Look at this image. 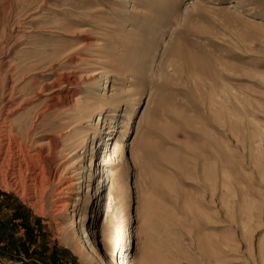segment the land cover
Instances as JSON below:
<instances>
[{"label": "rangeland", "instance_id": "obj_1", "mask_svg": "<svg viewBox=\"0 0 264 264\" xmlns=\"http://www.w3.org/2000/svg\"><path fill=\"white\" fill-rule=\"evenodd\" d=\"M0 67V131L1 118H26L36 139L54 96L64 106L55 126L68 125L44 151V194L25 177L20 185L0 177V264H103L98 254L108 264L131 256L136 264H264V145L255 146L264 134V0H0ZM14 67L27 69L21 76ZM77 101L102 106L79 122ZM78 129L85 149L72 156ZM69 181L71 191L58 193ZM62 200L68 208L58 209ZM90 246L96 254L86 257Z\"/></svg>", "mask_w": 264, "mask_h": 264}, {"label": "bare ground", "instance_id": "obj_2", "mask_svg": "<svg viewBox=\"0 0 264 264\" xmlns=\"http://www.w3.org/2000/svg\"><path fill=\"white\" fill-rule=\"evenodd\" d=\"M29 4H28V6H29ZM26 69L27 68H24V67H14V68H9L8 70L9 71L15 70L16 74L22 76V75H24V71H26ZM5 82H6L5 79L1 80V93H0V105H1L0 112L1 113L4 111V108H5V100H6V97H5L6 83ZM54 85H56V84H53L52 86L54 87ZM34 88H35L34 86L30 85L26 88H23L22 91L28 95L30 93H35ZM48 88H49L48 85L40 86L41 91L47 90ZM15 91H16V88L12 87V90L10 92L11 95H10L9 99H7V101L9 103L13 104L15 102V100H16V98H14ZM210 92H211V90H210ZM222 92L223 91H221V93ZM226 94L227 93L225 92V95ZM214 95H216V94H214ZM223 99H224V97H223ZM234 100L238 101V97L235 96ZM48 101H49L48 110H50V111H49V113L41 115L42 116V123L39 124L38 128H41L43 133L40 136H38L36 139L32 138V133L36 129L35 128L36 127L35 122H33L32 120L26 119V118H22L20 120H14L10 125H7L8 124V120H7L8 118L7 117L1 118L3 126L1 127V131H0V177L1 178L9 177L12 184L14 183L15 185H18L19 183H21L22 178L25 177V178H27L29 183H31V186L33 187L34 191L39 190V191H42L43 194L47 191V187L45 186V181L48 180V177L51 174L49 172L50 169H48V164L46 161V158L49 154L47 156L44 155V151L46 150L47 152H49L51 154L53 152L52 149H53L55 143H57V141H60L67 136L66 133H64L63 131L68 127V125H63L60 123H59V125L55 126V120H54L55 112H57L60 108L64 107L63 103H62V98L59 96H54V97L49 98ZM76 103L77 104H76L75 108L79 112V115L77 116L76 121H79V122H81L83 120H90L94 111L100 110L101 106H102L101 104H95L94 105L92 103L91 104L87 103L86 105H83L80 101H77ZM224 103H226V101ZM227 105H228V103H227ZM236 105H237V103H236ZM223 106H225V105H223ZM208 107H209V105H208ZM15 111H11L9 115H13ZM229 111H232V110H229ZM98 117H99L98 121L103 120V118H101V115H99ZM97 125H99V123H97ZM238 129H239V127H238ZM236 130H237V128H236ZM75 135H76L75 137L77 138L76 141L74 140L75 141L74 143L71 142L72 145H70V146L68 145L69 151L72 153V156H76L78 154V149H80V148H81V150L85 149L84 144H85L86 136H87L84 131H81V129H78L77 134H75ZM107 136H109V135H106L105 139ZM256 136H257V139H256V141L254 140L256 149L261 150L263 145H264V134L261 133L260 135H256ZM44 139H48L45 145L39 146V147L35 148V150L30 152L31 151L30 146L33 145L36 142V140H44ZM109 140H110V138L107 137V141H109ZM102 144H103V142H101V145ZM119 150H120L119 144L116 143L114 145V148H113L114 155H116L119 152ZM91 151L93 152L94 149H92ZM84 153H86V151H84ZM255 155H257V154H255ZM70 156H71V154H70ZM256 162H257V160H256ZM93 164H94V156L92 155L91 159H90V164L87 168H92ZM203 168H205V167H203ZM105 172L107 173L106 179H112V177L114 176V172L111 170V168L107 167L105 169ZM209 174H211V173H209ZM73 177H74V175H69V178H73ZM88 177L91 178L92 173L89 174ZM203 178H204V180H206L205 177H202V179ZM217 185H216V183H214L215 188H212V189H215V191H216ZM74 186H75V183L73 181H69L65 186H63V188L61 190H58V193H68L71 191V189ZM219 191H221V190H219ZM110 194H111V192H110ZM110 194L101 206V207H103L101 213H104V219L105 220L102 223L101 236L100 237L106 246V248L104 250L105 253H110V251H111L110 247L113 244L112 240H110V236L108 233V227L106 224L108 214L110 213L111 208H112V199L110 197ZM216 194H217V192L215 193V195ZM66 199L69 200L70 198H66ZM71 202H75V201H71ZM68 205H69L68 201L62 200L58 204V207H59L58 209H66V208H68ZM262 205H263V203H262ZM262 209L263 208H261V210H259L260 212L258 214L261 221L264 218V211ZM85 210H86V207H84L82 209L79 222L83 221V219L85 218V215H86ZM74 217L75 216L72 215L73 220H74ZM259 218H258V220H259ZM75 234H76L75 238L77 240H81V242H83V240L88 239V237H89V235H86L87 230L84 228H81L79 231H76ZM135 234H137V233L135 232ZM201 246H203V248H204L205 247L204 243L203 244L201 243ZM259 253H260L262 260H263V263H264V236H262V239L260 241ZM90 254H96V250L94 248H92L91 246H90V252L86 253L84 251V255H86V257L90 256ZM98 257L100 258V260L103 264H108L107 261L104 259V256L102 257L101 254H98ZM149 260H151V258ZM146 262H148V261H146ZM122 264H136L135 256H131L129 260L125 261Z\"/></svg>", "mask_w": 264, "mask_h": 264}]
</instances>
